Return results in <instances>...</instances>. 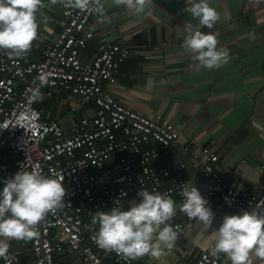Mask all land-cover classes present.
<instances>
[{"label": "crops", "instance_id": "1", "mask_svg": "<svg viewBox=\"0 0 264 264\" xmlns=\"http://www.w3.org/2000/svg\"><path fill=\"white\" fill-rule=\"evenodd\" d=\"M192 2L145 0L142 11L135 12L116 0H103L107 19L98 13L92 16L94 37L87 42L82 60L92 59L102 41L129 49L115 83L105 86L104 93L144 116L160 114L177 128L179 142L188 146L186 152L172 147L167 158L154 166L183 164V179L192 180L205 196L211 181L202 175V160L204 152L213 153L229 187L257 193L264 184V0H209L219 18L210 28L200 25V30L215 33L217 48L228 51L227 61L212 68L198 66L194 54L184 47L186 24H198L186 11ZM45 5L37 13L38 35L28 50L30 61L39 60L41 51L64 26L61 8L49 0ZM37 106L44 118L57 121L64 129L91 117L94 110L92 103L84 104L58 89L42 91ZM132 199L124 202V208ZM208 201L214 213L211 228L205 230L195 218L186 220L178 210L179 220L186 222L176 231L173 247L158 257L146 254L131 259L137 264H194L208 248L212 228L224 214L235 213L218 198ZM94 212L84 205V221L91 223ZM202 232L205 235H199ZM26 242L9 238L22 262L31 264ZM105 259L113 264L110 256ZM249 259L250 264H264V258L254 253ZM54 264L85 263L80 253L64 245ZM220 264L231 261L225 256Z\"/></svg>", "mask_w": 264, "mask_h": 264}, {"label": "built area", "instance_id": "2", "mask_svg": "<svg viewBox=\"0 0 264 264\" xmlns=\"http://www.w3.org/2000/svg\"><path fill=\"white\" fill-rule=\"evenodd\" d=\"M55 4L61 8L64 26L39 60L30 61L28 51L17 57L0 49V182L19 168L63 177V207L48 212L36 226L37 235L26 242L31 264H54L64 245L80 253L85 264H109L107 256L113 264H137L97 244L96 227L83 219L84 205L93 211L107 210L117 200L124 207L127 199L139 198L137 192L143 187L170 195L177 212L183 201L184 165L156 167L154 163L165 160L172 147L186 152L188 146L179 142L177 128L160 114L144 116L104 93L105 86L115 83L130 51L102 41L92 59L82 60L87 42L94 37L93 7L68 9L63 0ZM47 89L92 103V116L76 120L68 129L44 118L37 104ZM217 162V155L204 152L202 175L211 181L207 199L218 198L235 213L255 209L264 215V184L257 193L236 192L224 181ZM178 216L175 213L169 221L175 231L186 222ZM225 256H213L206 248L194 264H220ZM0 264L24 262L9 245Z\"/></svg>", "mask_w": 264, "mask_h": 264}, {"label": "clouds", "instance_id": "3", "mask_svg": "<svg viewBox=\"0 0 264 264\" xmlns=\"http://www.w3.org/2000/svg\"><path fill=\"white\" fill-rule=\"evenodd\" d=\"M55 3L56 0H49ZM127 9L142 11L145 0H116ZM45 0H0V49L9 56H21L30 49L38 35L37 13L45 7ZM68 9H87L104 16L100 0H63ZM198 24L188 22L185 27L184 47L194 54L193 59L207 68L227 61V49L217 48L213 32H202L200 25L212 27L219 18L209 0H193L186 9ZM107 19L106 16H104ZM63 177L44 175L37 168L18 169L0 182V256L7 253L9 238L28 240L37 235L36 226L53 209L63 207L66 188ZM179 205L188 218H195L205 230L211 228L214 213L207 197L195 184L185 181L181 187ZM139 199L129 201L127 208L114 201L107 210H96L91 217L97 244L128 258L143 255L158 257L165 248L171 249L177 233L169 221L177 205L167 193L141 188ZM199 235H205L204 232ZM208 251L216 256L224 253L231 264H250V253L264 258V215L257 210L241 209L224 214L221 222L212 228L207 239Z\"/></svg>", "mask_w": 264, "mask_h": 264}]
</instances>
